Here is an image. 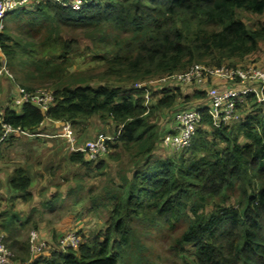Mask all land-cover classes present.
I'll list each match as a JSON object with an SVG mask.
<instances>
[{
	"label": "trees",
	"instance_id": "obj_1",
	"mask_svg": "<svg viewBox=\"0 0 264 264\" xmlns=\"http://www.w3.org/2000/svg\"><path fill=\"white\" fill-rule=\"evenodd\" d=\"M240 12L264 14V0H83L78 10L42 2L5 19L0 68L5 56L21 83L16 84L29 92L53 84L55 101L46 113L28 102L20 112L6 107L3 123L22 132L3 141L37 133L47 119L74 126L90 119L111 122L116 138L108 142L109 158L120 159L116 150L123 151L130 166L119 170V183L105 194L106 227L65 252L55 249L53 238L56 247L48 241L55 248L32 264H264V102L246 97L238 106L240 120L221 128L212 125L208 106H196L204 112L191 148L152 159L163 136L150 122L143 93L106 82L85 84L94 77L90 73L68 74L73 58L84 53L76 34L92 42L89 51L97 60L106 61L95 76L103 81L158 79L207 61L241 66L233 60L259 50L264 26L249 28ZM179 87L158 86L151 108L182 103L186 109L193 99L208 98L206 90L185 96ZM67 158L93 177L108 166L106 156L90 160L71 151ZM33 183L28 170L18 168L9 186L30 202ZM35 212H0V232L7 233L17 264L30 259L26 236L37 228Z\"/></svg>",
	"mask_w": 264,
	"mask_h": 264
},
{
	"label": "rangeland",
	"instance_id": "obj_2",
	"mask_svg": "<svg viewBox=\"0 0 264 264\" xmlns=\"http://www.w3.org/2000/svg\"><path fill=\"white\" fill-rule=\"evenodd\" d=\"M240 17L249 28L257 29L264 26V14L240 12ZM65 37L71 38L68 34ZM76 38L79 40L80 50L84 51V53L73 58L72 66L68 70L69 75L78 77L82 73H90L94 77L90 78L85 84L94 86L106 82L108 85H123V87L129 89L134 87L136 82L103 81L99 77H95L106 64V61L97 60L95 53L89 51L90 48H93V44L89 39H86L81 34H76ZM263 58L264 42H261L256 53L242 61L233 60V63L241 66H250L262 61ZM195 64L213 66L210 61ZM228 64L230 62H225L223 65ZM8 67L14 81L1 77L0 113H2L4 108L13 107L16 104L12 105L7 97L9 82L15 91L18 89H16L15 83L21 84L17 80L12 67L9 65ZM18 77L21 80L23 74H19ZM54 87L53 84L46 83L40 85L36 91L43 89L54 91ZM179 88L183 94H190L194 91V88ZM154 94L153 106L159 98L158 91ZM172 111L173 108L154 110L151 108L149 112L150 122L157 125L160 136L172 117ZM55 126L51 122L45 123L44 127H42L43 133L41 137L27 138L15 135L14 139L10 138L3 144L0 143V212H5L12 208L14 211L20 212L21 215L28 216L31 210L36 209L34 217L37 222V228L32 227L29 230L26 236L28 240L33 230L37 231L39 235L40 232L45 234L51 241L53 238L57 239H53L56 242H59L67 234L76 231L80 234L81 242L83 243L93 239L97 232L106 227L110 206L106 205L108 200L105 194L108 190L116 188L115 186L119 183V170L130 168L128 164L129 157L125 152L119 150L116 151L119 152L120 159H111L108 154L105 158L108 166L104 174L93 177L92 173L85 170L80 164L69 162L67 156L72 150L68 141L58 136L62 133V129L58 130L57 126ZM94 127L95 130L93 129ZM111 129L109 123H101L97 120L90 121V124L85 127L73 128L79 143L92 139L99 133L111 135ZM114 150L111 153H115L116 151ZM172 153V150L164 148L159 141L156 150L152 154V159L167 157ZM19 167L26 168L34 180L33 188L31 189L33 199L30 202H25L22 198L18 199L16 196L12 201L10 200L11 191H8L9 179ZM0 233L5 235L6 241L7 233L3 231ZM45 241L47 240L45 239ZM56 245L57 243L54 242L53 246L56 247ZM48 254H50V251L47 250L45 256H48Z\"/></svg>",
	"mask_w": 264,
	"mask_h": 264
},
{
	"label": "built area",
	"instance_id": "obj_3",
	"mask_svg": "<svg viewBox=\"0 0 264 264\" xmlns=\"http://www.w3.org/2000/svg\"><path fill=\"white\" fill-rule=\"evenodd\" d=\"M42 2H58L65 6L71 5L75 10L80 9L83 0H74L66 3L63 0H0V31L4 28L5 19L18 8L37 5ZM1 77H6L14 81L13 75L8 67V60L5 56L2 58L0 68ZM218 77L222 83L210 86L207 89V96L210 105L206 108L212 125L215 128L231 125L240 120L238 106L246 97L254 94L258 102H264V70L257 65L250 66H226L209 68L204 65L194 64L185 72H176L174 74L146 81H139L134 84V89L143 93L144 106L146 113H149L152 107L153 95L158 86L172 85L177 86H204L211 78ZM16 98L14 103L22 106L28 102L39 107L43 112H48L55 101L54 92L51 90H38L34 92L27 91L24 87L15 83ZM203 109L186 108L175 112V126L172 132L162 137L161 144L175 152L186 151L193 145L197 129L202 121ZM52 121L51 119H47ZM53 122V121H52ZM0 124L3 125L4 132L0 136V142L6 140L15 132H22L20 129H14L10 125L4 124L2 114L0 113ZM61 138H65L70 145V149L75 152H85L90 160H99L109 153V141L116 136L99 133L92 139L79 143L73 127L70 122L61 123ZM30 259L25 264H32L34 260L43 256L49 249H54L51 245L42 239L35 230L29 235ZM81 244V236L78 232H71L59 240L57 251L65 252L69 249H77ZM0 264H17L14 252L7 246L5 235L0 233Z\"/></svg>",
	"mask_w": 264,
	"mask_h": 264
},
{
	"label": "crops",
	"instance_id": "obj_4",
	"mask_svg": "<svg viewBox=\"0 0 264 264\" xmlns=\"http://www.w3.org/2000/svg\"><path fill=\"white\" fill-rule=\"evenodd\" d=\"M255 65H257V66H259L260 68H262L263 70H264V58L262 59V61H259L258 63H256ZM206 67H209V68H215V66H206ZM8 80V79H7ZM220 83H222V80L220 79V78H218V77H213V78H211L204 86H202V87H200V86H195V85H192V86H187V88L189 87V88H194L193 90L195 91V90H197V88L199 89V90H202V91H207V89L210 87V86H213V85H218V84H220ZM194 91H192L190 94H192ZM183 94V93H182ZM190 94H183V95H190ZM7 97H8V100L9 101H11V104L13 105L14 104V98H16V91L14 90V87L12 86V84L9 82V84H8V89H7ZM179 102H181L182 101V99L180 100H178ZM208 105H210V101H209V99L206 97V98H204V99H193L192 101H191V103H190V105H188V106H191V107H193V108H196V106H208ZM182 106H184L182 103L180 104H178V105H176L174 108H173V113H172V117H171V119H170V121H169V123H168V125L165 127V129H164V132H163V136L165 135V134H167V133H170V132H172L173 131V129H174V126H175V116H174V114H175V112L176 111H178V110H180L181 108H182ZM9 107V106H8ZM13 107H15L16 109H17V111L18 112H20V110H21V106L20 105H17V104H15ZM185 107H187V106H185ZM191 107H189V108H191ZM4 110H5V108H4ZM92 120H95V119H90L89 121H81L78 125H72V127L74 128V127H76V128H82V127H85L86 125H89L90 124V121H92ZM48 122H51V123H54L56 126H57V128H58V130H60V129H62V124L60 123V122H58V121H46V122H44V124L41 126V129H40V131L39 132H37V133H32V134H16L17 136H22V137H27V138H37V137H41V135H42V127H44V125H45V123L47 124ZM109 125H110V127L112 128L111 129V135L112 134H114L115 133V126H113V124L110 122L109 123ZM47 126V125H46ZM55 126V127H56ZM94 130H95V127L93 128ZM97 136V135H96ZM16 137V136H15ZM54 137H56V136H54ZM8 141V140H7ZM4 142H6V141H2V142H0V143H4ZM1 145V144H0ZM19 168H21V167H19ZM18 169V168H17ZM16 169V170H17ZM10 180H11V178L9 179V184H10ZM9 184H8V186H9ZM33 188V187H32ZM11 191V197L12 196H16L18 193H16V192H14V191H12L11 189H10V186H9V189H8V191ZM13 194V195H12ZM18 199H20V198H18ZM24 203V202H23ZM40 235L44 238V239H46L47 241H49L50 243L51 242H53V240L51 241V240H49L48 238H47V236L45 235V234H43V233H41L40 232ZM49 253V252H48ZM47 254V253H46ZM44 256H45V254H44ZM29 258H30V251H29Z\"/></svg>",
	"mask_w": 264,
	"mask_h": 264
},
{
	"label": "clouds",
	"instance_id": "obj_5",
	"mask_svg": "<svg viewBox=\"0 0 264 264\" xmlns=\"http://www.w3.org/2000/svg\"><path fill=\"white\" fill-rule=\"evenodd\" d=\"M29 241V240H28Z\"/></svg>",
	"mask_w": 264,
	"mask_h": 264
}]
</instances>
